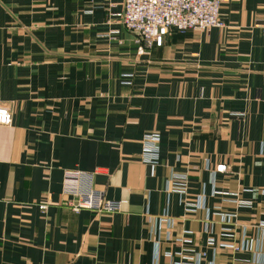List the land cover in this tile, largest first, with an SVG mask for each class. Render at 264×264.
<instances>
[{
	"label": "crops",
	"instance_id": "crops-1",
	"mask_svg": "<svg viewBox=\"0 0 264 264\" xmlns=\"http://www.w3.org/2000/svg\"><path fill=\"white\" fill-rule=\"evenodd\" d=\"M123 7L0 0V94L13 112L12 125H0V264H176L184 248V256L207 251L203 264H264V234L260 256L235 252L215 214L217 206L235 213V241L246 225L256 246L264 0H227L225 27L173 30L141 56V35L112 15ZM148 133L160 135L154 168L141 158ZM219 165L226 170L215 172ZM68 169L96 172L95 188L122 208L74 212L62 188ZM172 173L188 176L186 193L169 188ZM229 192L249 206L223 203ZM198 198L203 206L188 213ZM166 214L173 228L155 230L149 217ZM208 217L216 256L203 231ZM186 230L193 243L183 247L175 238Z\"/></svg>",
	"mask_w": 264,
	"mask_h": 264
},
{
	"label": "built area",
	"instance_id": "built-area-1",
	"mask_svg": "<svg viewBox=\"0 0 264 264\" xmlns=\"http://www.w3.org/2000/svg\"><path fill=\"white\" fill-rule=\"evenodd\" d=\"M227 0H124L123 10L113 13L112 15L119 18L125 27L141 35L142 42L138 46V56L143 55L147 49L155 45L161 46L167 35L173 30H199L210 31L212 28H223L225 22L220 17L223 4ZM13 123V112L10 108L2 104L0 94V125L10 126ZM160 135L158 133H148L144 136L142 161L150 164L153 168L158 165L160 160ZM208 167V166H207ZM226 166L219 165L215 172H223ZM96 172H88L78 169H68L64 172L63 194L68 196L66 204L79 213L82 210H91L94 212L112 213L122 208L121 200H111L106 198L103 191L95 188ZM215 181V180H214ZM215 183V182H214ZM169 188L173 191L186 193L188 188V176L185 174L172 173L169 180ZM214 190V194H217ZM223 203H233L238 207L249 206L240 197V192L224 193ZM203 198V197H202ZM202 198H198L196 203L187 204L186 211L195 213L202 205ZM49 203L40 205L41 210H46ZM216 215L220 218L221 232L220 235L226 238H232L234 241L227 246L235 252L256 251V255H261L262 239L264 234V221L259 222L254 227L257 232L256 246L254 240L247 236L248 226H242L241 240L235 241L236 238V214L222 210L221 206L216 207ZM149 222L156 230L161 225H167L173 228V220L167 216L161 218L149 217ZM215 222L211 218H206L203 225V231L207 235V246L211 247L214 256L217 254V242L215 237ZM191 231L186 230L175 242L182 245H190L193 239L190 236ZM261 235V237H260ZM183 251L178 252L183 260L176 264H203L207 256V251L194 250L193 256H184ZM171 255V253H167ZM160 242L156 243L155 257L159 260ZM208 264H219L215 258Z\"/></svg>",
	"mask_w": 264,
	"mask_h": 264
}]
</instances>
